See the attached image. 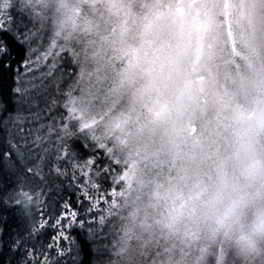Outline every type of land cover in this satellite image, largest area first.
Listing matches in <instances>:
<instances>
[{
  "label": "rangeland",
  "instance_id": "rangeland-1",
  "mask_svg": "<svg viewBox=\"0 0 264 264\" xmlns=\"http://www.w3.org/2000/svg\"><path fill=\"white\" fill-rule=\"evenodd\" d=\"M179 1L0 0V29L14 27L16 11L19 21L14 30L23 36L30 53L20 87L30 107L16 119L22 124L29 118L30 129L23 138L35 148H44L40 155L50 147L64 153L66 138L75 130L72 124L99 119L93 127L123 147L128 168L116 180L115 197L104 202L109 203L105 213L111 219L108 264H182L185 248L196 245L211 225L219 200L216 194L209 195L212 202L194 211L187 208L176 214L179 217L172 213L174 218L167 221L165 213L175 200L171 192L196 178L202 167L232 168L229 176L240 178L235 169L246 164L249 151L264 156V0H240L233 7H225L226 0H211L217 9L215 26L222 25L225 32L231 27L235 48L221 52L222 68L231 78L223 77L215 93L206 86L202 94L207 101L197 103L191 112L164 103L162 111L152 116L149 107L156 104L157 85L139 83V66L160 52L154 49L166 31L160 19H169V9ZM215 32L217 41L227 39L224 32ZM246 48L247 62L263 61L262 81L245 79L242 50ZM62 64L70 69L60 71ZM172 85L179 88L181 83L174 80ZM255 90L260 91L257 99H253ZM36 93H50L37 110L31 101ZM210 96L228 99L216 108ZM59 106L68 110L61 118ZM250 110L256 111L255 118L247 115ZM106 175L115 182L110 171ZM122 179L125 185H120ZM26 190L32 189L22 193L25 202H32ZM175 219L186 222L171 233L162 229ZM258 244L251 255L243 256L250 263L264 260V240ZM209 251H214V243ZM234 261L232 251L229 264Z\"/></svg>",
  "mask_w": 264,
  "mask_h": 264
},
{
  "label": "trees",
  "instance_id": "trees-1",
  "mask_svg": "<svg viewBox=\"0 0 264 264\" xmlns=\"http://www.w3.org/2000/svg\"><path fill=\"white\" fill-rule=\"evenodd\" d=\"M13 14H16L14 27L0 29V264H108L109 254L105 251L111 245L108 231L111 219L105 213H108L109 203L104 202L115 197L116 180L128 168L126 156H123L125 152L119 142L114 143L112 138L93 127L100 122L99 119L97 122L92 119L84 121V124L82 120L72 124L75 130L72 129L66 138L64 153L50 147L44 156L40 155L39 150L44 148H35L23 138L30 129L29 118L22 120V124L16 119L23 118L22 114L30 107L29 99H24L20 89L23 86L21 75L25 73L23 66H30V53L23 36L14 30L19 16L16 11ZM160 20L166 28L155 44L154 49L160 52L140 64L138 81L140 84L153 82L157 85L156 97L164 99L149 107L152 116L162 111V104L173 106V109L181 106L180 110L188 113L197 103L185 101L182 97H192L196 91L166 85L169 76L180 68L183 56L179 48L185 28ZM170 24L176 26L175 30ZM248 48L242 50V59L247 65L245 79L247 81L250 76L253 80L262 81L263 61L257 58L247 62ZM196 61L197 58L193 66ZM253 66L256 67L255 72H251ZM67 69L70 66L67 68L62 64L60 71ZM207 71L209 69H205V74ZM209 78L206 86L215 93L224 79L215 70H211ZM206 86L198 95L203 96ZM259 93L255 90L253 99H257ZM49 94L32 96L36 110L44 105ZM210 98L211 103L217 104L214 105L216 108L228 99L227 96ZM67 111L63 106L57 109L60 118ZM248 114L251 115L249 118L257 115L255 110L248 111ZM143 122L138 123L145 125ZM81 128L83 132L77 135ZM249 153L246 164L235 169L241 172L240 178L229 176L232 168L211 164L207 170L203 167L198 169L196 178L171 192V200L173 197L175 200L165 213L167 221L173 217L172 213L177 216L187 208L194 211L202 204L212 202L209 195L216 194L219 200L211 225L203 230L196 245L185 248L186 257L181 260L182 264H229L232 251L234 264H264V260L250 263L247 257H243L251 255L253 251L250 250L256 249L264 240V159L258 165L264 156L253 155V151ZM58 160L59 165H56ZM107 171L115 177V182L105 176ZM242 174L246 178L241 181ZM122 180L120 185H125V179ZM27 187L32 189L26 190L31 194L28 197L32 202H25L23 197ZM185 222L184 219H175L162 229L171 233ZM211 243H214V251H209Z\"/></svg>",
  "mask_w": 264,
  "mask_h": 264
},
{
  "label": "flooded vegetation",
  "instance_id": "flooded-vegetation-1",
  "mask_svg": "<svg viewBox=\"0 0 264 264\" xmlns=\"http://www.w3.org/2000/svg\"><path fill=\"white\" fill-rule=\"evenodd\" d=\"M238 1L240 2V0H226L225 7L230 5L233 7ZM214 4L211 0H180L178 4H173L169 9V12L173 15L169 16V19L165 18V20L185 28V35L179 48V53L183 56L180 69L178 74L173 72L169 76L166 85H172L173 81L177 80L181 83L180 90L187 87L194 89L196 91L194 96L182 97L183 100L188 102L200 103L207 101L205 96L198 95V93L203 89V86L208 84L211 70L217 71L220 77L231 78V74L226 73L228 71H224L222 68V53L223 49L228 53V51H232V48H235V45L232 46V31L230 26H228L226 32L222 25L215 26L214 19L217 15V9ZM239 6L240 4L237 5L238 10ZM215 31L219 34L224 32L227 39L224 38L221 41L219 38L217 41L215 37L218 34ZM186 56L188 58H185ZM195 58H197V61L193 66ZM205 69H209L206 74ZM177 75L181 79H177ZM157 81L159 82V80ZM159 97H155V102L159 99L164 101L163 97Z\"/></svg>",
  "mask_w": 264,
  "mask_h": 264
}]
</instances>
